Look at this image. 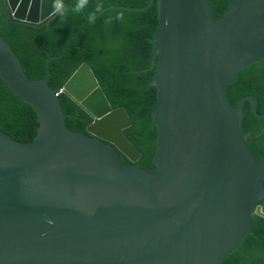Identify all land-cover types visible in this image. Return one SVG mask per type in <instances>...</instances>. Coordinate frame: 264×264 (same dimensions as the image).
I'll return each instance as SVG.
<instances>
[{"label":"water","instance_id":"water-1","mask_svg":"<svg viewBox=\"0 0 264 264\" xmlns=\"http://www.w3.org/2000/svg\"><path fill=\"white\" fill-rule=\"evenodd\" d=\"M4 1L12 22L36 28L62 10L58 0ZM154 2L112 5L90 20ZM157 6L154 173L135 166L130 118L112 108L88 63L53 89L50 64L64 53L31 80L0 36V79L39 125L29 145L0 132V264H223L253 233L264 160L243 135L246 103L264 114L256 96L234 107L227 91L264 61V0H231L217 20L210 0ZM60 94L91 118L86 133L68 131Z\"/></svg>","mask_w":264,"mask_h":264},{"label":"trees","instance_id":"trees-1","mask_svg":"<svg viewBox=\"0 0 264 264\" xmlns=\"http://www.w3.org/2000/svg\"><path fill=\"white\" fill-rule=\"evenodd\" d=\"M62 10L40 28L10 20L4 0H0V36L10 44L31 80L46 75L50 57V87L63 88L74 72L88 63L114 110L127 112L131 127L124 136L138 150L136 167L154 173L158 130L153 113L158 92L152 81V39L159 25L157 0L145 11L108 10L112 5L141 8L149 0H58ZM214 20L228 10L231 0H210ZM234 107L247 96H256L258 114H264V61L237 74L227 91ZM66 126L70 132L86 133L91 118L72 99L60 94ZM38 120L29 105L14 95L0 79V132L22 144H31L38 131ZM243 135L258 161L264 160V118L257 117L250 103L245 105ZM124 163L130 162L122 156ZM253 233L223 264H264V202L257 204Z\"/></svg>","mask_w":264,"mask_h":264},{"label":"bare ground","instance_id":"bare-ground-1","mask_svg":"<svg viewBox=\"0 0 264 264\" xmlns=\"http://www.w3.org/2000/svg\"><path fill=\"white\" fill-rule=\"evenodd\" d=\"M121 121H122V118H121V117H116V118H114V119L111 121L110 125H111L112 127H116V125H118V123L121 122ZM99 131L103 132L104 130L101 128Z\"/></svg>","mask_w":264,"mask_h":264}]
</instances>
